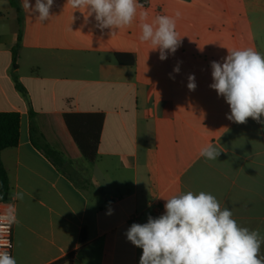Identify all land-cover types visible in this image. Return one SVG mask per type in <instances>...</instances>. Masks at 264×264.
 <instances>
[{"label": "crops", "instance_id": "1", "mask_svg": "<svg viewBox=\"0 0 264 264\" xmlns=\"http://www.w3.org/2000/svg\"><path fill=\"white\" fill-rule=\"evenodd\" d=\"M16 2L0 0V113L20 116L16 148L1 152L11 195L0 208L16 218L17 264H139L129 227L189 191L212 194L238 226L264 235V124L228 120L229 105L209 87L210 62L228 50L264 55V0H138L130 25L103 31L67 0H54L45 22ZM159 15L176 19L181 37L163 61L139 38L140 24ZM70 115L101 116L93 161L72 139ZM210 143L217 160L200 156Z\"/></svg>", "mask_w": 264, "mask_h": 264}, {"label": "clouds", "instance_id": "2", "mask_svg": "<svg viewBox=\"0 0 264 264\" xmlns=\"http://www.w3.org/2000/svg\"><path fill=\"white\" fill-rule=\"evenodd\" d=\"M54 0H21V7L38 13L36 19L47 21ZM74 9L86 8L88 16L95 14L96 27L119 29L130 25L143 7L138 0H67ZM141 13V19L146 18ZM179 18L180 12L175 14ZM142 42H151L159 51V59L166 60L180 46L181 37L176 32V19L159 15L140 24ZM202 49V48H201ZM211 89L222 96L230 107L226 118L244 124L248 118L264 124V55L253 48L228 50L223 62L211 61ZM177 64L174 73H179ZM195 76H188L187 87L194 91ZM220 150L208 144L200 151L207 160H217ZM23 199L22 193L15 194ZM164 213L146 223H133L126 232L127 240L142 249L139 264H264L260 255L264 235L258 230L240 227L232 218L233 212L221 208L210 193L194 194L189 191L166 199ZM112 210L109 209L110 215ZM13 216V221H15ZM0 264H17L8 251L0 252Z\"/></svg>", "mask_w": 264, "mask_h": 264}, {"label": "trees", "instance_id": "3", "mask_svg": "<svg viewBox=\"0 0 264 264\" xmlns=\"http://www.w3.org/2000/svg\"><path fill=\"white\" fill-rule=\"evenodd\" d=\"M8 1L12 6L18 8L16 0ZM20 37L19 35L18 42L12 50L14 67L17 51L20 47ZM114 57L116 62L121 64L120 55L116 54ZM129 65H132V62ZM32 115L30 113V116ZM19 119L20 116L17 112L0 113V203H6L11 195L8 175L1 161V152L6 149L16 148L19 137ZM65 123L82 156L88 161H93L99 142L101 116L70 115L65 117ZM81 241L83 242V238Z\"/></svg>", "mask_w": 264, "mask_h": 264}, {"label": "built area", "instance_id": "4", "mask_svg": "<svg viewBox=\"0 0 264 264\" xmlns=\"http://www.w3.org/2000/svg\"><path fill=\"white\" fill-rule=\"evenodd\" d=\"M13 216L12 210L0 208V252L8 251L12 255V235H13Z\"/></svg>", "mask_w": 264, "mask_h": 264}, {"label": "rangeland", "instance_id": "5", "mask_svg": "<svg viewBox=\"0 0 264 264\" xmlns=\"http://www.w3.org/2000/svg\"><path fill=\"white\" fill-rule=\"evenodd\" d=\"M34 140L39 145H43V143L41 142V140L38 138L37 134H34ZM60 167H61L62 170L66 171V173H68V175H70L78 185H80L81 187H83L82 182L74 174H72L70 172L69 168L65 164H60Z\"/></svg>", "mask_w": 264, "mask_h": 264}]
</instances>
